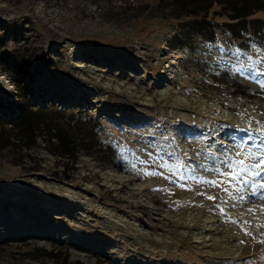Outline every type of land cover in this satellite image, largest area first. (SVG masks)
Returning <instances> with one entry per match:
<instances>
[{
  "label": "rangeland",
  "instance_id": "obj_1",
  "mask_svg": "<svg viewBox=\"0 0 264 264\" xmlns=\"http://www.w3.org/2000/svg\"><path fill=\"white\" fill-rule=\"evenodd\" d=\"M224 1L0 0V129L38 112L73 142L0 150V264H264V228L229 222L264 224V202L176 167L264 123V87L218 50L264 59V0L245 24Z\"/></svg>",
  "mask_w": 264,
  "mask_h": 264
},
{
  "label": "snow or ice",
  "instance_id": "obj_2",
  "mask_svg": "<svg viewBox=\"0 0 264 264\" xmlns=\"http://www.w3.org/2000/svg\"><path fill=\"white\" fill-rule=\"evenodd\" d=\"M207 47V45H205ZM258 56H264V50L252 46ZM221 53V59L224 56L234 57L236 64L232 66L230 72H239L243 74L245 71H250V78L256 80L264 87V80H259L260 76H264V71L259 70L256 66L264 63V59H253L252 56H247L246 59L242 58L240 49H236L234 52H225L224 48H219ZM243 119V113H237ZM257 125L256 128H252V124ZM248 129L237 128V131L245 133L246 139L241 137L238 142L233 145L234 150H222L220 157H213V165L206 167L204 164H184L182 161L178 162L176 167H185L191 171L196 168H200L206 172H215L217 176L223 177V180H208L203 181L211 186H220V184H227L228 187L225 189L226 195L231 199V207L237 208L238 205H245L248 203L256 204L258 202H264V123L260 121L248 120ZM258 135H254L253 133ZM251 142L248 147L245 145ZM255 149V151H253ZM155 175V173H149ZM245 190H248V197L245 196ZM233 192L237 196H233ZM260 195H257V193ZM204 195L203 193H200ZM254 197L255 199H251ZM209 201H216L214 196H206ZM223 204L227 205L228 201H223ZM220 214L225 215V208L217 205ZM249 213L255 214V209L249 207ZM260 211H264V203L260 206ZM229 222L242 226V231L246 236H252L251 232L247 231L248 228H264V224H249L247 220L238 221L232 220L229 217ZM243 226H246L243 227ZM264 235V233H261ZM253 240H257V237L252 236ZM258 243L264 244V239L258 240ZM241 244L244 241H240Z\"/></svg>",
  "mask_w": 264,
  "mask_h": 264
},
{
  "label": "trees",
  "instance_id": "obj_3",
  "mask_svg": "<svg viewBox=\"0 0 264 264\" xmlns=\"http://www.w3.org/2000/svg\"><path fill=\"white\" fill-rule=\"evenodd\" d=\"M258 0H225L223 4L233 13L232 18L245 24L246 19L251 17L257 10L254 2ZM38 112H23L21 120L18 123L10 126L8 129H0V150L7 147H15L19 144L20 147H30L35 141V138L45 131L48 137L45 139L54 149H51L53 154L62 158H71L73 154L72 144L67 138L58 131L50 135V130L46 128L47 121L33 118ZM51 139H55L56 143H51ZM55 145V146H54Z\"/></svg>",
  "mask_w": 264,
  "mask_h": 264
},
{
  "label": "bare ground",
  "instance_id": "obj_4",
  "mask_svg": "<svg viewBox=\"0 0 264 264\" xmlns=\"http://www.w3.org/2000/svg\"><path fill=\"white\" fill-rule=\"evenodd\" d=\"M243 77L245 81L249 83L254 89L263 88L259 82L250 78V72L248 74H245ZM259 80H264V78L260 76ZM253 84H256V86L254 87Z\"/></svg>",
  "mask_w": 264,
  "mask_h": 264
},
{
  "label": "water",
  "instance_id": "obj_5",
  "mask_svg": "<svg viewBox=\"0 0 264 264\" xmlns=\"http://www.w3.org/2000/svg\"><path fill=\"white\" fill-rule=\"evenodd\" d=\"M251 86V85H250ZM253 86L255 87L256 86V84H253Z\"/></svg>",
  "mask_w": 264,
  "mask_h": 264
}]
</instances>
